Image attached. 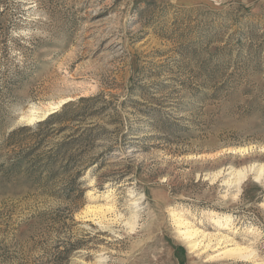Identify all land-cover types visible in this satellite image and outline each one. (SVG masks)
Returning a JSON list of instances; mask_svg holds the SVG:
<instances>
[{
  "label": "rangeland",
  "instance_id": "374dc122",
  "mask_svg": "<svg viewBox=\"0 0 264 264\" xmlns=\"http://www.w3.org/2000/svg\"><path fill=\"white\" fill-rule=\"evenodd\" d=\"M0 264H264V0H0Z\"/></svg>",
  "mask_w": 264,
  "mask_h": 264
},
{
  "label": "bare ground",
  "instance_id": "6f19581e",
  "mask_svg": "<svg viewBox=\"0 0 264 264\" xmlns=\"http://www.w3.org/2000/svg\"><path fill=\"white\" fill-rule=\"evenodd\" d=\"M66 101V98L65 99H61L60 101L58 100L57 103H51L49 104L46 108L44 109H41V111L35 109V108H30V111L29 113L26 115V120L29 122H34V121H38V120H42L44 119L48 114H50L51 112H53L55 110V108H58L60 106V104L62 102H65ZM63 104V103H62ZM46 106V105H45ZM32 107V106H31ZM25 119V118H24ZM245 149V148H244ZM242 150V149H241ZM246 150V149H245ZM244 150V151H245ZM240 173V172H239ZM108 204V203H107ZM93 206V205H92ZM96 207V206H95ZM112 207V206H111ZM110 206H107V205H103V206H100V207H97L96 209L99 210L100 212H103V211H108L111 209ZM96 210V211H97ZM99 212V213H100ZM105 215V214H104ZM178 215V214H177ZM175 216V215H174ZM180 216V215H179ZM178 217V216H177ZM176 217V218H177ZM216 223H218L220 225V220L217 219L215 221ZM176 223V222H175ZM177 224L179 225H182V237L189 243L190 245V248H193V249H197V247L199 245H201V243L203 244L202 248L203 249H206L208 246H209V243H210V238L211 236L199 231L198 229L194 228L192 225H190V223L188 221H186L185 219H182L180 217L177 218ZM176 224V225H177ZM132 225V224H131ZM178 227V226H177ZM184 229V230H183ZM203 231V230H202ZM220 235V234H219ZM201 236L200 238V241L198 239V241H196L197 237ZM214 236V235H213ZM195 237V238H194ZM221 237V236H220ZM219 237V238H220ZM223 237V236H222ZM228 237V235H227ZM206 239V243L205 241L203 242V240ZM223 238H221L222 240ZM228 239V238H227ZM215 240V239H214ZM220 240V241H221ZM229 240V239H228ZM224 241V240H223ZM222 241V242H223ZM226 241V239H225ZM231 241V240H230ZM219 242V241H217ZM221 242V243H222ZM225 243H228L227 241ZM234 243V242H233ZM232 241L231 243L229 242L227 245H224L222 246V249H214L216 251V253L214 255L211 254V259H214V258H221V257H247L248 256V251L246 248H243V247H239L238 245L236 244H233ZM211 244V243H210ZM212 246V245H211ZM211 248V247H210ZM201 250V248H200ZM250 255V254H249ZM254 255V254H253ZM252 256V255H251Z\"/></svg>",
  "mask_w": 264,
  "mask_h": 264
},
{
  "label": "trees",
  "instance_id": "16d2710c",
  "mask_svg": "<svg viewBox=\"0 0 264 264\" xmlns=\"http://www.w3.org/2000/svg\"><path fill=\"white\" fill-rule=\"evenodd\" d=\"M63 106L65 107L66 105H63ZM55 116H56L55 114L50 115L44 121H42L41 123H39L38 126H42V125H46V124H51L53 122Z\"/></svg>",
  "mask_w": 264,
  "mask_h": 264
},
{
  "label": "water",
  "instance_id": "95a60500",
  "mask_svg": "<svg viewBox=\"0 0 264 264\" xmlns=\"http://www.w3.org/2000/svg\"><path fill=\"white\" fill-rule=\"evenodd\" d=\"M51 113H53V112H51Z\"/></svg>",
  "mask_w": 264,
  "mask_h": 264
}]
</instances>
